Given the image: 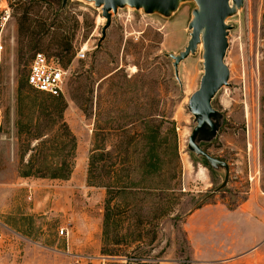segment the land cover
I'll use <instances>...</instances> for the list:
<instances>
[{
	"label": "rangeland",
	"instance_id": "374dc122",
	"mask_svg": "<svg viewBox=\"0 0 264 264\" xmlns=\"http://www.w3.org/2000/svg\"><path fill=\"white\" fill-rule=\"evenodd\" d=\"M0 9L8 11L0 67V220L8 228L0 227V264H210L253 242L263 250L255 262L264 264V0H243L226 20L228 85L211 102L218 131L198 141L227 163V177L187 147L196 125L188 102L200 86L203 47L178 64L177 77L170 57L188 44L195 1L167 17L119 8L100 47L106 20L94 2L1 0ZM36 52L65 72L56 99L76 138L66 180L21 176L53 171L65 153V129L41 113L58 104L26 82ZM147 126L159 172L131 170L134 185L109 195L104 185L124 181L122 151ZM95 128L114 162L111 178L99 163L98 185L88 181ZM36 132L46 135L37 151ZM39 152L40 166L29 165Z\"/></svg>",
	"mask_w": 264,
	"mask_h": 264
},
{
	"label": "water",
	"instance_id": "95a60500",
	"mask_svg": "<svg viewBox=\"0 0 264 264\" xmlns=\"http://www.w3.org/2000/svg\"><path fill=\"white\" fill-rule=\"evenodd\" d=\"M1 1V0H0ZM68 0H62L64 6ZM94 2L101 8V14L106 22L101 28V37L97 47H100L106 37V31L111 24V12L116 14L119 8L129 6L142 9L147 14L158 13L164 17L176 11L180 3L190 0H85ZM197 9L192 12L188 28L190 39L184 51L177 56L170 55L174 60V73L178 76L177 66L190 54L196 52L198 45L203 47V75L199 89L191 95L188 110L194 116L196 125L193 128L187 147L190 152L206 160L211 166L223 167L226 177L229 169L226 162L209 155L198 144L199 140H209L218 131L219 113L212 107L215 95L228 85L229 69L225 64L228 48V33L231 29L226 24L229 16L236 13L235 8L243 5V0H193Z\"/></svg>",
	"mask_w": 264,
	"mask_h": 264
},
{
	"label": "trees",
	"instance_id": "16d2710c",
	"mask_svg": "<svg viewBox=\"0 0 264 264\" xmlns=\"http://www.w3.org/2000/svg\"><path fill=\"white\" fill-rule=\"evenodd\" d=\"M35 91V90H34ZM44 95L45 99L52 101L53 103L58 104V106L52 107L50 109L42 108L41 113L46 112L47 116L51 118L53 122L61 123V127L65 129L64 132V140L63 149L65 150L64 155L59 160H54L52 162L51 167L53 166V171L48 173H36L34 175H21L23 177L34 176L37 178H49V179H58V180H66L71 175L73 169V159L75 155L76 149V138L69 130L67 125L63 122V111L65 109V104L59 105L60 100H57L56 97H50L48 95L39 93ZM143 122H146L148 119L143 118ZM148 127V126H147ZM104 135L103 130L99 128H95L93 133V149L91 151L88 163V181L89 183L98 185L99 182L97 177V171L99 169L98 165L100 162H104L103 168H105V175L110 176L113 174L114 162L112 159V155L107 148L105 147L104 140L100 137ZM46 136L45 134H41V132L34 133L32 139L37 141L35 147V151H37L38 147L42 143V138ZM105 136V135H104ZM153 133L150 131L149 127L143 130L142 133H134V136L131 138L129 143L127 144V148L124 149L123 155H121L119 159V165L121 166L118 171L122 173L123 182L120 184L108 183L104 185L107 188L108 194H113L114 191L124 192L130 187L134 185V182L129 177L131 174V170H135L141 172L142 174H156L160 170V158L157 151V145L155 140H153ZM42 159L41 152L36 155L31 156L29 160V165H39ZM43 164V163H42ZM112 200L111 197H108L105 200V203H110ZM103 254L114 256L110 249H104ZM128 263H132L131 260L127 259Z\"/></svg>",
	"mask_w": 264,
	"mask_h": 264
},
{
	"label": "built area",
	"instance_id": "2783aa9c",
	"mask_svg": "<svg viewBox=\"0 0 264 264\" xmlns=\"http://www.w3.org/2000/svg\"><path fill=\"white\" fill-rule=\"evenodd\" d=\"M8 11L0 9V67L2 64V56L4 45L1 39V27L6 20ZM79 58H84V53L78 54ZM26 82L33 90L48 95L50 97H60L63 94L65 86V72L57 61L48 58L43 52H36L28 67ZM60 236L66 238L68 232L61 228L58 231ZM2 235L0 233V240Z\"/></svg>",
	"mask_w": 264,
	"mask_h": 264
},
{
	"label": "crops",
	"instance_id": "0c3cea01",
	"mask_svg": "<svg viewBox=\"0 0 264 264\" xmlns=\"http://www.w3.org/2000/svg\"><path fill=\"white\" fill-rule=\"evenodd\" d=\"M0 227H3L4 230H6L8 227L4 222L0 220ZM1 233V232H0ZM251 234V233H250ZM2 237L3 234L1 233ZM253 238L257 236V239H260V232H254ZM255 239V238H254ZM255 242L250 244V247L247 249H241V250H233L231 248H228V250L221 255L219 258H212L210 260H207V263L215 264L219 261H224V264H256L255 258L258 255L263 254V250L261 248H253L252 245ZM252 247V248H251Z\"/></svg>",
	"mask_w": 264,
	"mask_h": 264
},
{
	"label": "bare ground",
	"instance_id": "6f19581e",
	"mask_svg": "<svg viewBox=\"0 0 264 264\" xmlns=\"http://www.w3.org/2000/svg\"><path fill=\"white\" fill-rule=\"evenodd\" d=\"M235 11L237 12L238 11V8H235ZM201 46H202V44L200 43L199 44V49H200Z\"/></svg>",
	"mask_w": 264,
	"mask_h": 264
}]
</instances>
